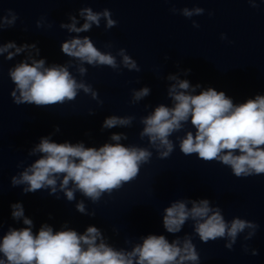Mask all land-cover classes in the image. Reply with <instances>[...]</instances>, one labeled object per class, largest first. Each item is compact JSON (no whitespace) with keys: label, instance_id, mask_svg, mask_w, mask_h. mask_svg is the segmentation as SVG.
Masks as SVG:
<instances>
[{"label":"clouds","instance_id":"1","mask_svg":"<svg viewBox=\"0 0 264 264\" xmlns=\"http://www.w3.org/2000/svg\"><path fill=\"white\" fill-rule=\"evenodd\" d=\"M247 2L253 8L257 7V0ZM170 11H179L184 17L191 18L203 15L205 9L185 7ZM78 14L84 20L80 27H77L79 21L74 15L69 16L71 23H61L60 27L69 33L79 34L89 32L94 25L99 27L102 19L106 29L117 25L107 8L94 11L91 7H84L79 9ZM17 19L11 9L6 16L0 15V33L6 27L14 26ZM42 25L43 18L37 21V27ZM193 27L198 28L199 24L193 21ZM226 38V34L222 33L221 39ZM105 47L111 48L112 45L106 44ZM12 49L14 51H10ZM30 50L39 56L40 49L36 44L17 46L15 42H9L0 45V56L7 53V60L29 52L25 60L8 70L15 85L11 97L17 105L51 107L75 100L81 91L102 104L92 85L72 74L69 69L73 67L81 77L87 73L85 64L107 66L114 70L122 66L129 71H140L137 62L124 48L113 55L110 51L99 50L88 36L77 35L62 43L61 51L70 58L63 65L46 66L45 59H35ZM117 56L120 57L119 62ZM190 71L184 70V75ZM167 79L173 81L167 89L171 106L161 103L140 118L143 128L139 136L141 139L148 138L158 158L166 159L173 153L176 144L170 137L190 123L194 131L188 130L182 137H177L179 149L184 155L196 154L205 162L222 163L230 167L238 178L264 174V95L257 94L243 103H234L225 92L213 87L197 93L200 84L193 86L177 74H169ZM150 92L147 86L133 89L131 102L141 101ZM134 119V116L111 115L104 119L101 127H130ZM55 131H60L59 126ZM110 139L114 143L85 147L82 142L57 143L51 135L41 137L28 153L37 158L12 176L11 184L13 187L23 186L25 194L39 190H49L50 195L63 192L71 202L76 200V193L79 192L91 202L98 203L105 194L111 195L135 180L141 166L153 156L147 147L120 143L128 139L126 133H113ZM10 207L13 220H22L24 227H9L6 233L0 235V264H199L200 261L189 234L176 236L171 242L165 235L148 234L141 237V242L132 244L130 249H117L106 242L100 228L92 225L83 234L66 226L63 230L54 231L46 223L34 232L33 220L25 216L23 205L14 203ZM76 211L95 216V212L87 210L83 200L76 203ZM189 220L194 222V233L202 242L225 239V247L229 250L241 233L247 232L244 237L247 241L255 236L259 227L255 222L239 217L226 221L221 208L212 206L207 198L176 200L164 209L163 227L167 233H180ZM2 227L0 224V230ZM125 243L131 241L126 240ZM243 248L248 251L246 244ZM251 254L258 255V251L252 249Z\"/></svg>","mask_w":264,"mask_h":264}]
</instances>
